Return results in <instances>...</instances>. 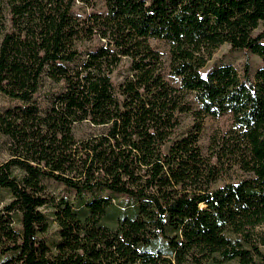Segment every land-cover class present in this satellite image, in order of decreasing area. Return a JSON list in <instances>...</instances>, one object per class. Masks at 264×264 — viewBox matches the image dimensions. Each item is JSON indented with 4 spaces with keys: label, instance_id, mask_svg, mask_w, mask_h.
<instances>
[{
    "label": "trees",
    "instance_id": "1",
    "mask_svg": "<svg viewBox=\"0 0 264 264\" xmlns=\"http://www.w3.org/2000/svg\"><path fill=\"white\" fill-rule=\"evenodd\" d=\"M94 2L0 0V264H264V0ZM225 43L262 65L203 74Z\"/></svg>",
    "mask_w": 264,
    "mask_h": 264
},
{
    "label": "rangeland",
    "instance_id": "2",
    "mask_svg": "<svg viewBox=\"0 0 264 264\" xmlns=\"http://www.w3.org/2000/svg\"><path fill=\"white\" fill-rule=\"evenodd\" d=\"M94 6H95L94 8L85 7L80 3H78L77 6L75 7V11L78 14L85 15L86 12H90L94 10L97 11L105 10L103 0H95ZM260 30L261 27L256 31L259 32ZM151 44L153 47H155L162 53L163 61H164L163 72L166 79L172 82L173 84H178L177 80L173 78L169 72L170 71L169 49L167 44L163 41L156 39H152ZM246 59H249V61L251 62L253 70L257 69L262 65V58L258 54L247 50H231V46L228 43H225L216 49L212 58L208 61L207 65L202 69V73L206 74L215 65H223V64H232L240 71H243V67ZM128 66H129V60L124 58L121 64L119 65V67L113 73L112 79L116 85L123 80L125 74L127 73ZM47 87H51V86L47 84ZM38 96L41 106L46 107L47 101L44 99V95L40 94ZM20 103H21L20 101L14 100L8 97L7 95L0 93V114H2L7 108L15 106ZM181 121L182 123L179 128V132L185 131L191 126L193 122V117L190 113L183 114L181 116ZM231 124H232V116L230 114H225L219 116L218 118H211V117L206 118L200 140L201 145L203 146L205 152H207L208 150L210 136L214 132L218 133L227 130L231 126ZM95 129L96 128L93 127V125L85 122L82 124H77L75 127V132L78 137H85L89 135L90 132H93V130ZM8 146H9L8 138L4 135H0V164L8 160L10 157ZM237 176H238V172L234 171L232 172L231 177H227L226 179L221 180L219 183L222 184L225 180L236 178ZM55 187H57V191L63 188L62 186H51V188H55ZM10 199H11V194L9 190L0 188V205L8 202ZM259 229L264 230V225ZM47 238L49 243H52V241L57 238L56 226L54 224L48 231Z\"/></svg>",
    "mask_w": 264,
    "mask_h": 264
}]
</instances>
